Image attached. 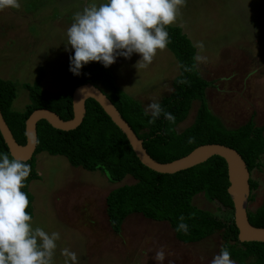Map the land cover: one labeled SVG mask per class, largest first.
<instances>
[{"label": "rangeland", "instance_id": "1", "mask_svg": "<svg viewBox=\"0 0 264 264\" xmlns=\"http://www.w3.org/2000/svg\"><path fill=\"white\" fill-rule=\"evenodd\" d=\"M101 0H19L18 9L0 10V78L15 83L14 111L29 103L24 84L40 85L50 92L61 90L60 70L72 51H65L66 31L74 14ZM191 39L197 51V68L212 81L206 89L211 111L223 124L235 128L251 116L264 124V0H185L174 23ZM138 54L117 57L109 66L117 85L145 108L172 91L179 73L175 55L166 47L157 50L147 68L136 69ZM198 102L194 101L178 131L189 126ZM38 179L29 183L33 195V229L59 232L52 264H65L66 248L75 252L76 264H211L222 243L220 232L194 243H182L166 221L130 214L119 233H114L106 214L105 198L110 190L134 183L127 175L111 182L99 170L72 166L63 155L46 151L36 156ZM262 167L250 177L259 185L253 190L248 209L255 210L264 196ZM199 208L217 212L218 204L202 193L193 197ZM39 243V240H38ZM235 264V263H234Z\"/></svg>", "mask_w": 264, "mask_h": 264}, {"label": "trees", "instance_id": "2", "mask_svg": "<svg viewBox=\"0 0 264 264\" xmlns=\"http://www.w3.org/2000/svg\"><path fill=\"white\" fill-rule=\"evenodd\" d=\"M167 31L170 38L167 47L177 59L179 73L172 81V91L158 102L166 112L175 116L174 124L163 114L154 124H148L149 117L143 115V105L117 85L109 67L90 62L81 69V75L75 76L68 70V59L60 70V91L50 92L42 88L41 77L33 84L23 85L29 99L23 111L12 109L16 97L15 83L0 78L1 113L17 143L25 144V120L36 109L47 108L64 120L72 118L74 89L91 82L112 101L155 160L169 162L185 156L197 146L216 143L235 149L250 173L260 169L264 154V124L257 125L251 116L235 128L225 126L207 103L205 91L212 81L201 76L197 68V51L191 39L178 25H168ZM194 101L198 106L192 123L178 131L177 125L186 119ZM85 108L83 121L72 130L56 129L43 119L37 122L36 150L25 162L31 166V172L21 189L28 196L26 211L31 216L33 195L29 183L39 178L35 156L46 151L51 155L65 156L72 166L99 170L111 182H120L127 175L134 179V183L113 188L106 195V214L114 233L120 232L126 217L137 213L147 219L168 222L176 239L185 244L199 242L220 232L222 243L218 253L226 247L235 264H264V242L238 240L233 203L227 192V165L222 157L213 155L202 163L172 174L158 173L140 162L126 136L94 99H87ZM189 138H194V142L189 143ZM0 152L12 158L1 133ZM249 185L251 201L254 198L252 191L259 183L250 177ZM199 193L209 202L218 204L217 212L193 204V197ZM247 215L252 225L264 227V196L261 204L253 211L248 210ZM180 216L189 226L187 234L175 231Z\"/></svg>", "mask_w": 264, "mask_h": 264}, {"label": "clouds", "instance_id": "3", "mask_svg": "<svg viewBox=\"0 0 264 264\" xmlns=\"http://www.w3.org/2000/svg\"><path fill=\"white\" fill-rule=\"evenodd\" d=\"M184 3L185 0H101L85 6L74 14L66 31L65 51H72L68 70L79 76L90 62L108 68L117 57L130 59L133 54L140 57L136 69L147 68L157 50L165 49L170 42L167 26L176 21ZM19 7V0H0V10ZM162 114L175 123V116L159 102L149 103L143 113L149 117L148 124H154ZM26 136L33 141L31 134ZM188 142H194V138ZM30 172L29 164L0 152V264H52L60 234L33 229L30 223L32 216L26 211L29 199L21 191ZM178 221L175 231L187 234L185 218L180 216ZM62 254L65 264H76L75 252L65 248ZM230 255L226 247L222 248L211 264H234ZM164 259V252L157 251V264H163Z\"/></svg>", "mask_w": 264, "mask_h": 264}, {"label": "water", "instance_id": "4", "mask_svg": "<svg viewBox=\"0 0 264 264\" xmlns=\"http://www.w3.org/2000/svg\"><path fill=\"white\" fill-rule=\"evenodd\" d=\"M89 98L94 99L101 106L111 121L126 136L140 162L151 170L158 173L172 174L202 163L213 155L222 157L227 165L229 181L227 192L233 203V220L238 229V240L240 242H264V227L254 226L248 219V203L251 193L249 179L251 173L244 159L235 149L222 144L208 143L197 146L178 159L169 162H159L148 154L143 146L142 139L136 135L107 95L91 82L81 84L74 89L72 94V118L64 120L47 108H40L31 112L25 120V144L17 143L0 109V133L11 157L23 162L33 157L37 146L36 124L42 119L46 120L52 127L64 131L78 127L85 116V102ZM26 133L32 135V142L29 141Z\"/></svg>", "mask_w": 264, "mask_h": 264}]
</instances>
